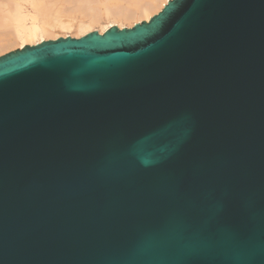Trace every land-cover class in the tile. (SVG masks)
<instances>
[{"label": "water", "instance_id": "obj_1", "mask_svg": "<svg viewBox=\"0 0 264 264\" xmlns=\"http://www.w3.org/2000/svg\"><path fill=\"white\" fill-rule=\"evenodd\" d=\"M0 264H264V0L0 56Z\"/></svg>", "mask_w": 264, "mask_h": 264}, {"label": "bare ground", "instance_id": "obj_2", "mask_svg": "<svg viewBox=\"0 0 264 264\" xmlns=\"http://www.w3.org/2000/svg\"><path fill=\"white\" fill-rule=\"evenodd\" d=\"M168 1L0 0V53L15 46L21 49L27 44H39L62 32L82 37L103 22L109 25L101 27L100 34L114 26L133 27L148 21Z\"/></svg>", "mask_w": 264, "mask_h": 264}, {"label": "rangeland", "instance_id": "obj_3", "mask_svg": "<svg viewBox=\"0 0 264 264\" xmlns=\"http://www.w3.org/2000/svg\"><path fill=\"white\" fill-rule=\"evenodd\" d=\"M109 24L108 23H106V22H103L102 23V25L101 26H96V27H94V28H92V30H90V32H93V31H100V29H101V27L102 28H106L107 26H108ZM126 28H130L129 26H127ZM66 32V31H65ZM72 34V35H71ZM67 35V36H66ZM66 35H65V33L64 32H62V33H59V34H57L55 37H51V38H49V39H46V40H44V41H47V40H55V39H58V38H66V37H71V38H80V37H76L75 36V34H73V32H66ZM57 37V38H56ZM38 44V43H37ZM33 44H27V45H25V46H32ZM16 47V48H15ZM15 47H13V48H11V49H9V50H7V52L5 51V52H3V53H0V56H2V55H4V54H6V53H9V52H11V51H15V50H18L19 49V46H15Z\"/></svg>", "mask_w": 264, "mask_h": 264}]
</instances>
